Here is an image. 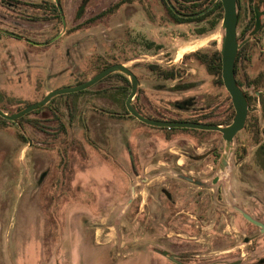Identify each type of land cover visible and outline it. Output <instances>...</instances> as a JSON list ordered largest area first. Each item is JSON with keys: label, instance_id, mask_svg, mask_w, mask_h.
Masks as SVG:
<instances>
[{"label": "rangeland", "instance_id": "374dc122", "mask_svg": "<svg viewBox=\"0 0 264 264\" xmlns=\"http://www.w3.org/2000/svg\"><path fill=\"white\" fill-rule=\"evenodd\" d=\"M40 1L0 0V29L23 38L0 32L2 110L16 112L45 91L88 79L104 62H119L141 79L137 103L148 115L189 118L212 112L210 119L219 120L229 114L224 86L189 55L219 48L220 23L212 28L206 19L173 23L160 0L141 5L61 0L64 31L48 44L35 45L27 40L48 41L62 28L61 20L31 7ZM114 4L112 12L84 23ZM181 49L186 50L177 57ZM257 53L249 75L261 66ZM150 64L178 70L181 76L159 78L148 70ZM108 83L112 89L105 90L103 82L54 95L28 112L22 126L0 118V205L5 198L0 264H169L157 249L174 250L178 239L210 238L226 223L244 220L231 216L230 205L241 202V169L255 150L251 132L237 134L228 174L210 184L223 148L219 132L168 130L130 118L118 82ZM251 107L262 142V105L252 101ZM23 141L27 144L19 152ZM244 147H251L249 153L238 159ZM133 150L139 155L136 168Z\"/></svg>", "mask_w": 264, "mask_h": 264}, {"label": "flooded vegetation", "instance_id": "af4514ba", "mask_svg": "<svg viewBox=\"0 0 264 264\" xmlns=\"http://www.w3.org/2000/svg\"><path fill=\"white\" fill-rule=\"evenodd\" d=\"M7 1L20 4L19 2H17L20 0ZM56 1L58 5L56 4ZM127 1L129 0H117L115 3L116 5H118ZM131 1L135 2L137 5H141L143 2V0ZM164 1L166 2V0ZM170 1L175 4L178 0ZM40 2L45 5L46 0H41ZM52 2L54 3V7H52L51 9L53 12H49L46 8V5L43 8V11L48 12V14H50L53 18L59 19L62 22V20H65V12L62 8V1L52 0ZM217 2L219 1L213 0V2L209 6H207V8L209 7L207 10L212 8L213 5H215ZM167 6L170 8L168 4ZM235 7V37L237 42L240 43V46L237 49L234 60L233 75L236 84L243 92L249 109L247 110L246 118L242 128L235 133L233 140L241 131L249 130L254 140L253 145L251 147L255 148L253 156L249 159V162L245 160L246 162L243 164L241 169L245 174V188L243 189V195L239 198L241 202L235 201V204L233 201L235 195H229L233 201V205H230V211L232 212L231 216L235 217L239 215L244 220L241 222L230 221L226 223L225 228H228L226 232L224 231L225 228H222L221 230L216 231L215 236L210 238L186 237L178 239L180 244L176 247V249H168L169 251L165 250L168 252V254H172L171 258L165 256L169 264H264V140L261 142V139H258V137H260L261 132L260 127L257 123V117H254L253 119L251 118V113L256 111L255 108L251 107L252 101H258L262 105L264 116V0H235ZM178 16L183 15L178 14ZM90 17L86 18L85 20L89 19ZM257 18L259 20L258 29L254 32L250 39L243 42L249 32L254 29ZM169 20L173 22L171 19ZM173 23L179 24L184 22ZM0 32L1 34H9L12 36L17 35L16 37H18V40H23L22 36H20L19 34L14 32L12 33L6 29H0ZM215 49L219 52V48ZM256 49H258L257 56L259 57V60H261V66L256 70L250 69L252 71V75H249L248 68L256 54ZM185 50L186 49L179 50L177 53V57H179ZM135 75L139 81V86L134 97L135 101L133 102V105L137 110L139 109L143 113H146L137 103V99L140 93L141 79L137 74ZM180 76L181 75H179L178 77ZM173 79H176V76ZM199 116L196 115L191 116L189 118L193 119ZM0 118L4 122L10 121L2 117ZM16 119L11 121L18 123V125L21 124V126L24 125L23 123L17 122ZM180 119L188 120V118ZM231 119L232 116L230 118V121ZM67 130H69V126H67ZM22 144V147L19 148V152H21L22 149L26 146L27 141H23ZM250 148L244 147V154L240 155L238 159H242L243 157L247 156L249 153L248 150ZM141 153L143 155L145 154L142 148ZM1 156V159H4V155L2 154ZM19 158L20 156H18V159ZM132 159L134 162L133 164H135L134 167H138L139 155H136V152L134 150L132 152ZM253 163L255 164V166L252 165ZM258 170L262 173L260 174L262 176L261 178L256 176V172ZM3 180L6 181L9 179L3 178ZM163 195L165 196V199L170 202V194L167 191L163 190ZM2 202L3 203L0 205V217L2 216L1 211L4 210L5 198H2ZM235 207L242 209L250 217L258 221L262 226L244 218L243 215Z\"/></svg>", "mask_w": 264, "mask_h": 264}, {"label": "water", "instance_id": "95a60500", "mask_svg": "<svg viewBox=\"0 0 264 264\" xmlns=\"http://www.w3.org/2000/svg\"><path fill=\"white\" fill-rule=\"evenodd\" d=\"M216 1H219L222 7V15L220 20V27L222 33H221L220 46H219L220 63H221L220 78L226 92L229 95L234 110V114L229 123L210 124V123L194 122V121L161 120V119H153L142 115L133 105V99L136 95L137 88L139 86V81L136 75L132 72V70L129 67L119 62L107 65L106 67L102 68L101 70L93 74L88 79L76 83L75 85L64 86L53 90H49L41 97V99H39L36 102L27 104L25 107H23L22 109L16 112L8 113L0 108V117L10 121L14 120L39 106L47 104L51 99V97H53L54 95L84 90L90 87L91 85L95 84L97 81L101 80L108 74L113 72H119L128 79L130 84L129 92L127 93L124 99V107L127 110V112L138 121L150 126L166 127V128L179 127V128H190V129L204 130V131H217L221 134V138L223 140V148L217 164L216 172L212 177V179L210 180V184L223 179L228 174L229 171V159L233 150L234 135L237 131H239L242 128L249 107L246 103L243 92L236 84L233 75L234 60L237 49L240 46V43L237 42L235 37V27H236L235 0H216ZM166 2L170 6V8L173 9V6L170 4V2L168 0H166ZM56 4L58 5L57 1ZM208 8H206L202 12L206 11ZM173 11H175V9H173ZM202 12H200V14ZM258 27H259V20L257 18L254 29L249 32V34L243 40V42L250 39L254 34V32L258 29ZM64 29H65V22L64 20H62L61 31L57 35L52 37L50 40L40 43L32 42L29 40L27 41L35 45H45L56 39L64 31ZM181 177L187 181H192L198 185H206L204 182H201L200 180L193 179L188 176H181ZM235 208L243 215L244 218L254 222L255 224L262 226L258 221L254 220L242 209L238 207ZM157 251L164 256H168L170 258L172 257V254H168V252L165 250L157 249Z\"/></svg>", "mask_w": 264, "mask_h": 264}, {"label": "trees", "instance_id": "16d2710c", "mask_svg": "<svg viewBox=\"0 0 264 264\" xmlns=\"http://www.w3.org/2000/svg\"><path fill=\"white\" fill-rule=\"evenodd\" d=\"M161 5L163 6V10L164 13L166 14L167 17H169V19H171L173 22H189V21H201V20H205L208 23V28H212L214 27L216 24H218L221 20V15H222V8L220 5V2H217L215 5H213L212 8H210L207 11H204V13L200 14V12H202L203 10H205L207 8V6H209L213 0H178L175 4L172 3L173 5V9H175V11H173V9L169 8L166 4V2L164 0H160ZM46 8L49 12H52V7H54V3L53 2H45ZM45 5L41 2L39 3H35L32 4L31 7L34 9H39V10H43V8L45 7ZM115 4L114 5H109L108 7H106L105 9L97 12L96 14L92 15L89 19L85 20L84 23H93L94 21L98 20L99 18L103 17L104 15H106L107 13H110L113 11V9L115 8ZM181 14L183 16H178V14ZM195 16V17H193ZM56 19V18H54ZM188 54H184V57H187ZM191 56H193L197 61H199L201 64L205 65L206 69L211 73L214 74L215 77H217L218 82L221 84V79H220V67H221V63H220V55L219 52L215 49V50H211L208 52H203L200 50H195L193 52H190ZM112 64L109 62H104L101 64V66H99L96 70L95 73L98 72L99 70H101L102 68L106 67L107 65ZM148 70L150 72H153L155 75H157V77L162 78V79H173L175 76H179L181 75L180 72L178 70H163L158 64H150L148 65ZM94 73V74H95ZM112 79L116 80V82H118V89L120 91L123 92V94H125V97L127 95V93L129 92V88H130V84L128 79L121 73L119 72H113L108 74L107 76H105L104 78H102L101 80L97 81L95 84L91 85L90 87H94L97 85H100L103 82H107V87L105 88V90L107 89H112L113 86H110V84L108 83V81H111ZM83 81V80H82ZM81 81H78L77 83H79ZM89 87V88H90ZM86 90V89H85ZM228 98V102H229V114H227L226 116H224L223 118L219 119V120H215V119H210L211 117V113L209 112L208 114H203L200 117L197 118H188V120L190 121H194V122H203V123H210V124H226L230 121L231 116L233 115V109H232V105L230 103L229 97ZM26 106V105H25ZM23 106V107H25ZM23 107H20L18 110L22 109ZM40 108L42 106H39ZM37 107V109L39 108ZM17 110V111H18ZM139 110V109H138ZM139 112L146 116V117H150L153 119H161V120H181V121H188V120H182L180 118H164V117H156L153 115H148L146 113H143L142 111L139 110ZM27 114V113H26ZM26 114H24L22 117H19L17 120V122H20L25 116ZM124 114L129 116L130 118L135 119L133 116H131L127 110L124 107ZM34 123V127L35 124L37 125V123ZM162 128V127H161ZM164 128V127H163ZM166 129V128H164ZM168 130H175V129H182V130H191L194 132H198L199 134H208L211 133V131H204V130H195V129H187V128H167ZM97 132V131H96ZM49 133V132H48ZM60 135L62 134L63 136L66 134L65 131H61L60 130ZM97 135V134H95Z\"/></svg>", "mask_w": 264, "mask_h": 264}, {"label": "crops", "instance_id": "0c3cea01", "mask_svg": "<svg viewBox=\"0 0 264 264\" xmlns=\"http://www.w3.org/2000/svg\"><path fill=\"white\" fill-rule=\"evenodd\" d=\"M45 92H47V91H45Z\"/></svg>", "mask_w": 264, "mask_h": 264}]
</instances>
